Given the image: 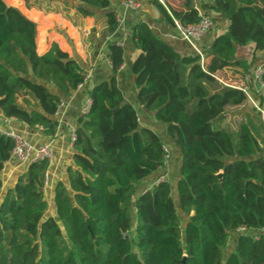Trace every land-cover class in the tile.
<instances>
[{
  "label": "trees",
  "instance_id": "1",
  "mask_svg": "<svg viewBox=\"0 0 264 264\" xmlns=\"http://www.w3.org/2000/svg\"><path fill=\"white\" fill-rule=\"evenodd\" d=\"M71 1L83 17L106 10L107 25L116 23L111 0ZM148 1L173 25L158 0ZM184 5L173 16L197 22L191 0ZM201 8L228 20L210 45L200 46L202 64L199 54H179L145 21L130 28L137 99L179 148L174 188L163 180L136 193L164 166L166 152L162 137L139 124L117 86L123 48L111 41V76L88 89L90 106L75 128V166L68 168V186L58 182L54 189L56 218L45 216L48 164L32 161L0 200V264H264V234L253 235L264 228V123L244 114L236 129L224 124L228 107L249 100L214 77L228 67L251 74L252 62L237 58L236 48L251 42L253 52L264 50V0L202 1ZM85 77L81 63L57 43L39 54L36 23L0 0V110L6 117L54 134L59 103ZM253 95L264 107V94ZM12 144L0 131V171ZM178 210L187 216L183 225ZM241 226L248 231L236 233Z\"/></svg>",
  "mask_w": 264,
  "mask_h": 264
},
{
  "label": "crops",
  "instance_id": "2",
  "mask_svg": "<svg viewBox=\"0 0 264 264\" xmlns=\"http://www.w3.org/2000/svg\"><path fill=\"white\" fill-rule=\"evenodd\" d=\"M121 2L122 0H111L108 10L115 11L118 16L117 19L115 15L116 23L112 26L107 25L106 16L98 21V23L95 21L96 14L91 17H83L75 9L76 3L73 1L71 4L65 6L61 5L57 8L55 6L48 8L46 11H39L37 16H26L36 23V41L39 54L46 52L51 44L55 42L61 50L66 51L71 57L77 59L86 72V79L81 86L73 90L70 95L63 96V105L59 107L58 113L54 115L58 124L52 135H45L40 127L35 129L29 128L22 121L6 117L0 110L1 132L13 131L27 138L33 146L48 144L51 147L53 160L47 166L48 182L42 186L43 195L47 203L45 216L56 218L54 204L55 186L58 182L68 186V168L75 166L73 162L74 148L70 140V133L79 126L77 118L81 113L83 103L87 99V91L94 84L106 80L111 76L110 52L107 47L109 42H120L123 48V63L116 73V82L125 101L130 103L135 109L141 126L150 127L155 132H157L155 128H159V132H163L164 134L157 133L165 139V125L156 124L157 122L153 117V113L144 109L137 99L134 75L131 72V62L137 54V49H135L131 41L130 28L134 22L141 19L147 23L156 35L170 44L179 54H190L193 50L185 40L179 38L172 23L164 18L161 11L148 0H140L141 9L138 12L125 10ZM184 3L185 0H183L182 5L172 7V10L175 12L185 10ZM201 4L202 0H191V6L196 9H202ZM103 12L105 13L106 10H103ZM170 13L173 16L171 11ZM207 13L212 16L214 26L199 40V46L201 47L210 45L215 35L223 32L228 25V20L223 15L213 10H208ZM41 35L43 47L40 49L38 42ZM236 57L252 62L250 70L258 65L264 67V50L253 52V43L251 42L244 46H237ZM229 69L235 72V74L247 75V78H244L243 84L247 87L249 94L255 99L256 97L253 95V92L256 90V84L250 79V74L239 67H228L220 71L226 72ZM52 90L54 91L53 87ZM250 105L251 102L249 100L239 105V110L242 111L243 115L248 114L253 122L260 126V115H257L252 107L253 105ZM263 128L264 125H261L260 134L264 138ZM176 148L178 149L180 158L179 148ZM27 166L28 163H19L12 158H9L4 163L0 171V200L7 190L12 188L18 175L22 174L27 169ZM160 168L142 180V183L139 184L141 188L144 186L143 189L149 188L150 190L153 187V182L151 183V181L160 175H165L171 183L172 181L176 182L179 175L176 176L175 180H172L169 178L170 176L167 172L160 173ZM173 196L176 197L174 192ZM234 244L235 242L232 244V248Z\"/></svg>",
  "mask_w": 264,
  "mask_h": 264
},
{
  "label": "built area",
  "instance_id": "3",
  "mask_svg": "<svg viewBox=\"0 0 264 264\" xmlns=\"http://www.w3.org/2000/svg\"><path fill=\"white\" fill-rule=\"evenodd\" d=\"M158 1L164 5L163 0H158ZM202 1L210 3L212 0H202ZM121 3H122V7L125 10L130 11V12H138L141 9L140 0H122ZM165 8L172 18L174 28L176 29V32L179 38L185 40L191 46L194 53L199 54L200 63L202 64L205 57L199 46V40L205 33H207L213 28L214 20L212 16L209 15L207 11L203 9H197L199 20L195 23L182 24L179 19L171 15L167 7ZM116 18L118 19L117 15H116ZM118 44L121 45L120 42H118ZM263 73H264V67L258 65L252 69L251 74L249 76L250 79H252L255 82L256 84L255 92L259 96L264 94V79L262 78ZM214 77L224 86L242 90L246 94L247 98L250 100L252 105L261 113L262 117H264V107L260 106L257 102V99L256 98L254 99L249 94L247 87L243 83L242 84L229 83L223 80L222 78L218 77L216 74L214 75ZM244 78L246 79L247 75L244 76ZM81 84H79L78 87H80ZM62 105H63V101L61 100L55 114L58 113L59 107H61ZM89 106H90V98L87 96V99L85 100V102L83 103L81 107V113H86L89 109ZM4 134L12 139L13 144H12V148L10 151V158L15 160L16 162L30 163L32 161H46L47 164L52 162L53 153H52L51 147L48 144H41L39 146H33V144L21 134L15 133L13 131H7V132H4ZM75 137H76L75 129H73L70 133V140L72 143L75 140ZM164 150L166 152L165 154V161H166V159L169 156V153L165 146H164ZM163 180H168V178L165 175H160L156 177L152 181L153 186ZM42 182H43V185L47 184L48 182L47 169L43 173ZM146 190H149V188H146L144 191ZM247 231L248 230L246 227L241 226L237 228L235 232L245 233ZM257 234H264V228H260L256 231H253V235H257Z\"/></svg>",
  "mask_w": 264,
  "mask_h": 264
},
{
  "label": "rangeland",
  "instance_id": "4",
  "mask_svg": "<svg viewBox=\"0 0 264 264\" xmlns=\"http://www.w3.org/2000/svg\"><path fill=\"white\" fill-rule=\"evenodd\" d=\"M5 1L9 5L17 8L21 14H23L24 16H29V17L37 16L39 14V11H44V10L46 11L50 7L56 6V8H57L61 5L65 6L67 4H71V2H72L71 0H68V1L67 0H5ZM163 3L165 5V7H167L168 10H170L173 13L174 11L172 10V7L182 5L183 0H163ZM96 12L97 13L95 15L96 16L95 21H97V23H98V21L102 20L105 15H104L103 10H97ZM38 38H39V36H38ZM38 46H39V48H42L43 44L38 42ZM217 76L222 78L226 82H229V83L242 84L244 81V75L243 74H235V72H232L231 69H229L226 72L220 71L219 74H217ZM251 105H252V103H251ZM252 107H254V106H252ZM254 110L256 111V113L258 115L259 114L258 111L256 109H254ZM259 115L261 118V122L264 123V117H262L261 114H259ZM243 118H245V116L243 115L242 111L239 110V106L238 107L237 106H235V107L231 106V107H228L225 111L224 124H229L233 129H236L239 121ZM156 124H160L163 126V123H161V122H157ZM155 130H157V132H159V128H155ZM159 133H161L162 135L164 134L163 132H159ZM162 139L164 141V146L168 150L169 156L166 159L164 166H162L160 168V170H161L160 173L167 172L170 176L169 178L172 180H175L176 176L178 175L179 164H180L178 149L176 148L177 146L169 139L167 134L165 135V139L164 138H162ZM152 181H151V183H152ZM140 183H142V181ZM174 183L175 182L172 181L173 187H174ZM139 184L137 186L136 193H141L142 191L145 190V189H143L144 186H143V188H141V186ZM175 201H176V198H175ZM133 212H134V210H132V213ZM178 215L180 218V223H181V225H183L187 216L179 210H178ZM132 231L133 230L131 229V232ZM234 239H235L234 236L231 237V240L229 241L228 246L224 250V255H227L231 251L232 244L234 243Z\"/></svg>",
  "mask_w": 264,
  "mask_h": 264
}]
</instances>
